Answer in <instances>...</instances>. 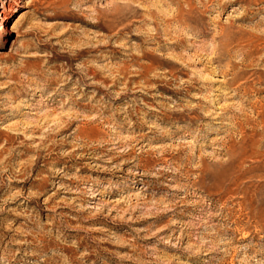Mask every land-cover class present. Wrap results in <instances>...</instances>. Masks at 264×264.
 Masks as SVG:
<instances>
[{"label":"clouds","instance_id":"clouds-1","mask_svg":"<svg viewBox=\"0 0 264 264\" xmlns=\"http://www.w3.org/2000/svg\"><path fill=\"white\" fill-rule=\"evenodd\" d=\"M28 4L0 264H264V0Z\"/></svg>","mask_w":264,"mask_h":264},{"label":"rangeland","instance_id":"rangeland-1","mask_svg":"<svg viewBox=\"0 0 264 264\" xmlns=\"http://www.w3.org/2000/svg\"><path fill=\"white\" fill-rule=\"evenodd\" d=\"M19 2L22 4V6L18 7L17 11L12 12V14L8 19L3 20V24L5 25V28L0 30V53L7 52L8 47L15 39V30L21 25V21L25 18L26 14L30 10V5L28 4V0H19ZM165 67L171 68L173 67V65L165 64ZM261 75H264V73H261ZM161 90L166 92V94L169 95L172 94L171 91L168 89L162 88ZM256 239L259 240V237H256ZM105 255L107 256L108 254ZM109 258L114 259L111 257ZM193 264H199L198 258H193Z\"/></svg>","mask_w":264,"mask_h":264},{"label":"bare ground","instance_id":"bare-ground-1","mask_svg":"<svg viewBox=\"0 0 264 264\" xmlns=\"http://www.w3.org/2000/svg\"><path fill=\"white\" fill-rule=\"evenodd\" d=\"M21 6L19 0H0V30L5 28L3 20L8 19L12 12L17 11Z\"/></svg>","mask_w":264,"mask_h":264}]
</instances>
